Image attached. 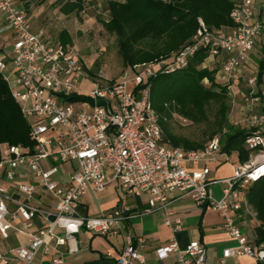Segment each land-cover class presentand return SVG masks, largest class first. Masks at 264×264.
Returning a JSON list of instances; mask_svg holds the SVG:
<instances>
[{
  "label": "built area",
  "instance_id": "1",
  "mask_svg": "<svg viewBox=\"0 0 264 264\" xmlns=\"http://www.w3.org/2000/svg\"><path fill=\"white\" fill-rule=\"evenodd\" d=\"M234 2L229 14L232 24L226 30L208 27L199 18L196 33L170 55L133 64L115 79H104L87 72L73 44L44 41L32 31L17 0H0V16L15 33L10 51L0 54V75L20 106L33 141L32 147L1 146L0 178L13 182L19 168L26 167L52 198L50 207L33 203L36 185L20 183L17 187L23 199H14L0 181V236L13 229L29 238L26 245L0 250V261L18 259L22 264H37L40 250L49 254L54 249L49 264H64V251L59 246L82 227L101 235L117 233L124 220L139 214L124 201L100 215L76 213L81 196L87 190L102 191L110 177L128 193L148 195V207L142 212L165 208L169 193L206 204L223 216V227L235 240L233 246L223 249L221 261L228 256L247 255L254 259L252 264H264V244L250 243L230 215L241 204L247 206L246 198L240 199V188L264 174V110L255 109L261 100L254 92L256 75L247 78V90L241 92L248 113L234 123L250 131L245 144L252 152L249 160L236 165L224 180L226 189L219 199L212 195L209 168L191 169L188 165L219 156L228 159V153L221 150L220 136L197 149L166 146L161 142L162 128L150 97V77L185 68L199 50L211 57L226 53L221 70L230 94L236 95L231 82L235 70L264 32V22L255 19L253 0ZM73 95L87 98L70 100ZM52 158L58 162L51 163ZM68 161L76 165L68 175L69 185L63 187L55 175ZM9 202L14 203L13 210L8 208ZM36 216L42 219V225L31 230ZM15 218H21L22 224H12ZM164 222L177 231L182 220L165 208ZM56 227L63 229V235L55 232ZM125 239L117 264H144L139 249L144 239L138 237L136 246L129 236ZM156 255L159 259L174 255L180 264H205V248L197 240L180 247L175 238H170L156 249Z\"/></svg>",
  "mask_w": 264,
  "mask_h": 264
},
{
  "label": "crops",
  "instance_id": "2",
  "mask_svg": "<svg viewBox=\"0 0 264 264\" xmlns=\"http://www.w3.org/2000/svg\"><path fill=\"white\" fill-rule=\"evenodd\" d=\"M17 1L19 3L23 2L26 6V9H23L31 24V29L34 32H38L42 40L49 41L55 39L62 45L71 44L62 43L60 39L61 31L65 30L71 38V42L73 40L70 31L72 26H69L68 22H66L71 13L65 14L59 10L61 16L57 17L56 28L58 26V29L54 33L49 26L48 18L44 12L38 14L35 11L34 2L40 6L45 0ZM105 1L107 3L108 0ZM253 4L255 19L264 22V0H253ZM14 40L15 33L6 26L0 16V54L9 52ZM226 56V53L218 57L207 56L201 65L217 68L216 78L221 83H223L221 64ZM261 60H264V32L256 38L255 44L250 50L247 59L235 70L231 81L233 83L232 86L237 90L234 99L240 100V102H234L235 110L232 112L236 118H243L248 113L246 104L242 102L241 92L247 90V78L252 75L257 76L258 62ZM254 92L261 99L255 109L264 110V73H262L260 81H256ZM228 155V159L224 156H219L213 161H199L188 165L191 169H201L205 166L209 168L210 188L213 197L216 199L223 196L224 190L226 189L224 180L229 178L233 174L234 167L239 165L236 157L230 154ZM50 162L57 163L58 161L56 158H52ZM75 165L76 163L74 161H68L60 166L58 174L55 175V178L63 187L69 185L68 175ZM0 181L8 188L10 195L14 199H23L22 194L18 190V184H35L36 189L33 193L32 202L45 207H50L52 204L50 195L42 189L37 178L26 167L19 168L18 174L13 182H8L3 178H0ZM242 190L243 187L240 188L241 200L242 198H246ZM147 199L148 195L145 193L136 196L126 192V188L123 185L115 180H111L110 177L102 191L91 192L87 190L80 198L76 209L77 215H100L111 211L121 201H124L133 211L139 212V214L124 220L117 233L101 235L92 233L82 227L66 244L59 246L64 251V264H117L116 258L122 250L127 236L131 238L135 246L137 245L138 237L144 239V246L139 248L143 254L144 264H180L174 255L163 259H159L156 255V249L170 238H175L180 247L186 246L192 240L199 241L205 248V264H252L254 262V259L247 255L228 256L221 261L223 249L233 246L235 240L224 229V219L218 211L211 209L206 204H196L187 196L169 193L168 203L165 208L171 210L182 220L181 228L173 231L164 222L165 208H156L149 212H142L148 207ZM7 205L10 210H13L15 207L13 202H9ZM230 215L234 217L235 222L248 241L255 243V226L257 225V220L253 212L246 205L241 204L240 208L231 211ZM11 222L14 225H21L23 220L21 218H15ZM41 225L42 219L36 216L33 218L30 229L36 230ZM55 232L58 235H63L64 233L60 227H56ZM28 241L29 238L26 234L10 229L7 231L6 236H0V250L6 252L12 247L26 245ZM69 247L72 248V251H68ZM54 252L55 250L52 249L49 254H45L40 250L36 255L37 264H49V258ZM0 264H22V262L18 259H7L1 260Z\"/></svg>",
  "mask_w": 264,
  "mask_h": 264
},
{
  "label": "trees",
  "instance_id": "3",
  "mask_svg": "<svg viewBox=\"0 0 264 264\" xmlns=\"http://www.w3.org/2000/svg\"><path fill=\"white\" fill-rule=\"evenodd\" d=\"M57 2L59 10L65 14L83 9V0ZM234 5V0H108V17L101 23L116 37L117 53L125 70L133 64L155 61L176 51L196 33L199 18L208 27L226 30L232 24L229 14ZM60 39L62 43H71L65 30L61 31ZM207 56L205 50H199L185 68L170 73L157 72L150 77L151 104L159 116L161 142L166 146L197 149L219 135L222 152L236 157L238 164H244L252 152L245 144L250 131L245 125L229 121L232 95L224 77L223 83L217 80V68L201 66ZM86 70L91 73L90 69ZM262 73L264 60L258 62V81ZM84 98L87 97H69L70 100ZM172 116L193 123H208V131L198 140L176 135L169 128ZM1 144L33 146L28 122L0 75V148ZM242 191L247 207L257 220L254 244H264V174L249 181Z\"/></svg>",
  "mask_w": 264,
  "mask_h": 264
},
{
  "label": "rangeland",
  "instance_id": "4",
  "mask_svg": "<svg viewBox=\"0 0 264 264\" xmlns=\"http://www.w3.org/2000/svg\"><path fill=\"white\" fill-rule=\"evenodd\" d=\"M57 1L45 0L40 6L34 2L35 11L38 14L44 12L54 33L58 29V26L56 28L57 17L61 16L60 3L58 4ZM20 5L26 9L23 2H20ZM107 17L108 8L105 0H84L83 9L78 13L72 12L66 22L72 26L70 30L73 36L71 44L78 49L86 68L91 70L89 74L93 76L99 74L104 79H115L122 71V63L117 53L116 37L108 33L101 23ZM234 102H240V100L231 97L228 117L233 124L242 119L236 118L232 112L235 110ZM242 102L245 103L244 100ZM209 117L211 120L212 115ZM168 123L173 133L192 139H202L205 131H208V123H193L178 116H172Z\"/></svg>",
  "mask_w": 264,
  "mask_h": 264
}]
</instances>
